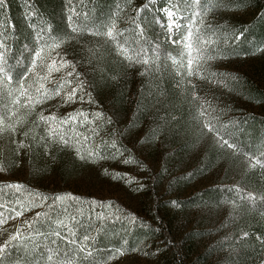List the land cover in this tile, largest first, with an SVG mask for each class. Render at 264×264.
<instances>
[{"label":"trees","instance_id":"16d2710c","mask_svg":"<svg viewBox=\"0 0 264 264\" xmlns=\"http://www.w3.org/2000/svg\"><path fill=\"white\" fill-rule=\"evenodd\" d=\"M164 5L181 18L176 33L198 28L202 39L215 42L212 53L223 62L255 55L259 60L239 79L227 75L233 78L227 81L230 88L222 91L226 96L207 98L214 105L215 99H231L228 92L244 103L227 100L229 106L221 104L223 112L216 113L228 117L213 115L210 122L223 134L221 140L226 136L234 147L207 141L208 151L199 157L205 171L217 164L218 156L228 160L237 176L235 183L206 186L185 199L176 198L170 206L164 201L158 204L154 185L182 187L190 177L198 176L201 171L188 167L187 172L184 167L204 132L195 116V94L185 85L189 72L184 69L181 51L167 37L158 35L157 26L160 30L164 26L155 9ZM111 24L114 37L107 36L109 47L101 45L92 55L94 51L87 43L95 42L87 37L89 30L96 28L102 33ZM222 34L225 40H219ZM58 40L63 57L69 53V59L77 64L73 72L70 62L65 70L62 64L51 66L55 73L66 76L61 84L70 94L61 101L75 105L59 124L71 151L60 145L48 158L34 154L18 167L33 162L37 170H57L52 173L64 187L54 189V184L39 183L31 176L0 179V219H5L0 223V247L7 243L0 251V264H100L111 252L128 254L135 245L153 238L166 244L155 252L165 264H195L188 260L190 247L182 243L192 242L202 231L182 233L179 244H171V212L184 214L194 206L227 202H233L235 215L219 222L227 226L220 230L225 229L227 235L216 239L213 249L224 240L234 243L237 234L247 232V237L239 241L240 264H248L247 254L264 252V0H0V62L10 69L11 80L25 78L27 70L31 72L34 67L32 59L38 54L42 57L47 46ZM6 78L0 77V81ZM53 86L46 91L54 93ZM22 93L17 96L23 104L22 97L26 96ZM8 104V97L0 94V113ZM21 118L19 125L31 133L34 120ZM138 143L165 161L155 177L152 168L135 153ZM89 149L95 155L87 154ZM228 153L249 157L254 168L238 166L233 162L238 157ZM88 158L137 166L151 180L136 185L134 192L143 196L140 200L145 212L138 213L113 198L76 193L65 187L75 189V183L67 177ZM184 170L187 173L182 175ZM210 250L211 246L207 254Z\"/></svg>","mask_w":264,"mask_h":264},{"label":"rangeland","instance_id":"374dc122","mask_svg":"<svg viewBox=\"0 0 264 264\" xmlns=\"http://www.w3.org/2000/svg\"><path fill=\"white\" fill-rule=\"evenodd\" d=\"M155 12L162 17L164 26L163 30H160L157 26L158 35L165 36V38L167 37V41L172 45H177L179 47L178 49L181 51L184 69L189 72L184 79L186 81L185 85L190 88L191 93L195 94V96H192L197 101L195 102L196 106H194V108H196L195 116L199 119V125L204 132L203 138L199 139V145L194 149L195 152L188 156L190 158V163L187 164L188 166L186 165L184 167L187 172L189 170L187 169L188 167L194 168L193 171L196 169L197 171H201L198 176L193 178L190 177L188 184H183L182 187H175V185H172L168 188V186L166 187L164 184L159 183L154 185L155 190L158 191V204L164 201L165 204L167 203L170 206L171 201L176 198L185 199L191 196L196 190H200L206 186L212 184L220 185L222 182L227 181L235 183L234 177L237 178V176L233 175L232 172L234 169L233 167H229L228 160L226 161L222 156H218L220 159L216 162L217 164L205 171L204 167L202 168L201 163H199V157H204L205 152L208 151L209 144L207 141L213 144L216 143L219 146L225 145L224 141L221 140L222 137L220 134H218L217 131L210 130V128H215L213 124L210 123L213 115L220 119L226 115L224 113H216V111H221V104H227L229 106V103H226L227 100H232L231 102L235 101L238 105L244 103L241 101V97L238 98V96H235L234 98V96L230 95L228 92L227 97L229 96L230 98L231 96V99H215L213 101L214 105L209 104L210 100L207 98H211V96H215V94H217L218 97L224 94V92H222L223 89L226 87L230 88L231 85L227 83L228 79L233 78L232 76L227 77V75H236L234 79H237L240 77V74L250 71V68H253L259 60L255 55L256 57L242 56L245 58H232L229 59L228 62L226 58V62H223L224 59L212 53L213 51L211 48H214L212 45H215V42L211 41V39H202L201 37L203 35L198 28H191V30L189 29L182 31V33H176L181 18L177 16L171 7L164 5L163 7L156 8ZM170 12L172 15H169ZM230 12L234 13L233 11ZM111 26L112 24L106 26L105 31L102 33L96 28L89 30L87 37L95 42L87 43L90 46V49H88L94 51L92 55L95 54V51L100 49L101 45L109 47L106 38ZM159 27L162 26L160 25ZM189 32H191V36H189ZM218 36L219 40H225L223 39L224 34ZM71 39L77 41L78 38L72 37ZM60 41L61 40H58L57 42L49 44L47 46L48 49H46L42 57H39L38 54L35 59H32L34 67L31 69V72L27 70V72H29L28 74L27 72L25 73L24 76L27 75L25 78L16 82L13 80L9 81L8 78H6L7 81H0V94L6 95L9 103L7 109L0 113V179L2 180H10L16 176H19L20 179H25V177L31 176L32 180L39 183L54 184V189L64 187L58 178L54 176L55 174L52 173L57 170L51 168L49 170H41L40 168L37 170L36 166L32 165L33 162L25 165L24 168L18 167L20 164L23 165V161L26 163L27 159L33 158L34 154H39L38 158H48L51 153H54L57 147H61L60 145L66 147V137L62 132L63 126L59 124L65 121L64 118L70 115L68 112L75 105H69L61 101L66 100L70 94L67 89H64L65 86L61 84L64 81L63 78L66 76L55 73L51 66L62 64V70H65V67L69 68L68 63L70 62V68H72L70 72H73V68L77 69V64L74 59H69V53H65L66 55L63 57L64 50L61 46H58ZM223 43L227 42L225 41ZM81 47L84 46L82 45ZM114 52L118 54L115 50ZM56 53L60 54L57 59ZM35 55L36 54H34V57ZM217 58H219V60ZM189 59L192 61L191 65L189 64ZM78 67L81 66L78 64ZM28 78L29 80L26 81ZM57 85H59V87ZM50 86L56 88L54 93L46 91ZM18 92H23L26 96L22 97L24 101L23 104L17 96ZM224 95L226 96V94ZM35 98L37 100H35ZM4 99L5 102H7V99ZM247 107L258 110L253 106L249 107L248 104ZM0 109L2 110L1 106ZM24 116L31 117L34 120L29 128L31 133L24 130L18 123L19 119L23 121L21 117ZM21 136H24L23 140L20 139ZM141 138L142 135H140V139ZM137 145L134 147L135 153L152 168L153 177H155L165 165V161H160L162 157L160 159L159 155H153L151 151H147L146 148H144V144L138 143ZM24 149H26V151H24ZM68 150L71 151L70 149ZM11 151L14 153H11ZM22 151L28 154L24 156ZM88 151L91 154L92 149L86 150L87 154ZM229 151L233 150L229 149ZM228 154L238 157L233 160V162L238 163V166L248 167L249 169L254 168V163L249 157L241 156L237 153ZM85 162L84 166L79 164L80 167H78V169L74 168L72 173L69 172L71 174L67 177L69 182L75 183V189L71 187V185H69L70 187H65L71 188L76 193L80 192L97 197L113 198L137 210L138 213L142 212V210L143 213L145 212L143 200H140L143 196L135 194L134 192L137 187L136 185H140L139 183H143L145 179L148 180V178L144 176L145 174L140 172L137 166H124L112 163L108 159L95 160L88 158ZM53 165H55V167L57 166L56 164ZM185 170L182 175L187 173ZM178 172L179 171H176V175ZM182 175L179 176L182 177ZM148 181L151 182V180ZM74 183H72V185H74ZM234 211L233 202L220 203L216 206H194L186 209L184 214L174 210V212H171L172 217L170 218L174 234H171L168 239L171 244L174 243L178 245V237L182 233H186L192 229L193 231L201 230L202 233L199 234L198 237H194L192 242L184 240L182 243L183 247H190V257L188 260L195 262V264H240V259L237 258V255L241 252L238 247L241 246V242L239 241L247 237V232L237 234L236 238L234 237V243H229L228 240L227 242L224 240L226 244L223 243L218 248L213 249L214 241L227 235L225 229L220 232L222 227L227 226L224 225L225 223L219 224V222L222 223V219L225 216L231 215V217H234ZM220 241L222 242V240ZM163 245L166 246V244L158 238L144 240L140 242L139 246L135 245L128 254L125 252H120V255L115 252L109 253L101 260L100 264H165L159 258L161 256L155 253L156 250L161 249ZM232 245L234 248L231 249L230 247H233ZM210 246L211 250L207 254L206 249ZM201 256L204 257L200 258ZM245 258L248 264H264V252H260L257 255L247 254Z\"/></svg>","mask_w":264,"mask_h":264},{"label":"snow or ice","instance_id":"6c2138e0","mask_svg":"<svg viewBox=\"0 0 264 264\" xmlns=\"http://www.w3.org/2000/svg\"><path fill=\"white\" fill-rule=\"evenodd\" d=\"M169 15H172V13L170 12L169 13ZM108 36L109 37H114V33H113V31H112V29L110 28L109 30H108ZM189 36H191V32H189ZM175 42V41H174ZM183 42V41H182ZM122 47H126V45H122ZM130 58H134V57H130ZM148 61L147 60H145V63H147ZM191 63H192V61H191V59H189V64L191 65ZM0 77H7L8 78V80L9 81H11V72H10V69H8L7 67H6V65H5V63H2V62H0ZM23 94V93H22ZM58 94V93H57ZM74 94V93H73ZM210 130H212V131H217L218 132V130L217 129H215V128H210ZM218 134H220V135H223L222 133H219L218 132ZM224 143L225 144H227L229 147H234V145H232L229 141H228V139H227V137L225 136L224 137ZM90 155H95V153H91ZM57 199H59V198H57ZM173 203H176V202H173ZM0 216H2V213H0ZM8 218H11V217H8ZM5 222V219H0V223H4ZM16 237H13V239H15ZM7 247V243L3 246V247H0V251H3L4 250V248H6Z\"/></svg>","mask_w":264,"mask_h":264}]
</instances>
